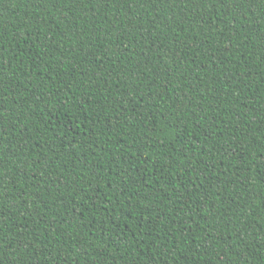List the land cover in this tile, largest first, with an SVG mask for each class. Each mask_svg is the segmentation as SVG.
Here are the masks:
<instances>
[{"label":"trees","instance_id":"1","mask_svg":"<svg viewBox=\"0 0 264 264\" xmlns=\"http://www.w3.org/2000/svg\"><path fill=\"white\" fill-rule=\"evenodd\" d=\"M0 264H264V0H0Z\"/></svg>","mask_w":264,"mask_h":264}]
</instances>
